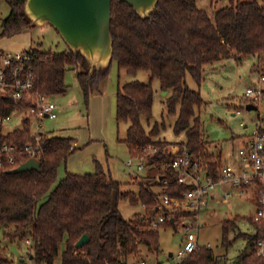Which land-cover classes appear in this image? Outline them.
Masks as SVG:
<instances>
[{
	"label": "trees",
	"instance_id": "16d2710c",
	"mask_svg": "<svg viewBox=\"0 0 264 264\" xmlns=\"http://www.w3.org/2000/svg\"><path fill=\"white\" fill-rule=\"evenodd\" d=\"M5 1L10 11L2 21L1 36L17 35L32 26L23 11L26 0ZM110 32L113 54L109 67L104 69L90 71L85 57L69 47L60 52L32 48L38 53L35 65L38 85L49 95L64 93L68 88L67 70L77 68V79L88 108L90 97L107 77L113 61L128 73L149 71L148 83L134 80L118 86L116 119L118 123H127L126 137L121 141L126 143L131 155L149 144L157 149L148 156L150 170L156 174L144 175L137 192L124 190L122 183L113 180L97 161L91 173L66 171L59 179V169L78 148L76 139L43 133L39 170L11 172L27 160L25 156L18 157L14 164L4 162L0 166V227L8 238H30L32 249L28 255H32L34 264H55L57 258L60 264H130L129 258L139 254L141 246L158 253V227L161 224L177 227L178 218L192 217L195 212L165 209L166 217L175 214L173 221L165 220L155 228L151 226L160 211L161 196L165 193L177 196L189 187L177 182L179 171L163 167L170 157L163 150L167 140L158 137L164 123H156L149 130L142 124L143 117L148 120L152 117V80L157 78L160 89L167 92L166 112L175 116L173 132L185 137L179 145H185L201 167L216 175L221 155L208 149L198 114L205 101L199 91L188 86L186 75L189 73L200 85L206 66L220 58L252 54L264 62V5L257 0H230L228 5L216 10L213 20L197 6L196 0H158L154 10L145 17L127 2L112 0ZM13 110L12 101L0 100V114L7 115ZM1 130L0 124V148L5 143L22 146L32 141L27 119H23L20 128ZM161 176L169 180L168 186ZM149 178H154V182ZM123 199L131 204L141 203L146 214L125 218L119 208ZM237 227V218L222 222L223 246L228 248L239 236L246 237L250 246L233 264H264V256L253 249L260 234L240 231L230 237ZM83 233L88 234L89 240L76 247ZM159 261L165 264L164 260ZM9 262L10 258L0 252V264ZM179 264L230 263L226 256L216 255L211 247L203 245Z\"/></svg>",
	"mask_w": 264,
	"mask_h": 264
},
{
	"label": "rangeland",
	"instance_id": "374dc122",
	"mask_svg": "<svg viewBox=\"0 0 264 264\" xmlns=\"http://www.w3.org/2000/svg\"><path fill=\"white\" fill-rule=\"evenodd\" d=\"M257 1L264 5V0ZM229 2L230 0H196L197 6L205 10L212 20L216 10L228 5ZM9 11V4L5 0H0V34L2 21L7 17ZM0 48L9 50L38 48L45 52H60L67 50L68 45L56 28L47 22L43 25L27 27L17 35H0ZM261 74H264L263 59H260L258 55L249 54L220 58V60L207 65L204 80L200 85L189 73L186 75L188 86L199 91L205 101L198 114L202 121L204 139L208 142V149L220 154L223 164L237 165L238 150L243 140L249 136L257 119L264 120V97L254 103L257 109H247L246 104L250 102V99L245 95L247 86H264V82L260 81ZM150 77V72L147 70L128 73L119 69L117 63L113 61L107 77L93 93V95L99 96L101 102L106 103L105 107L102 108L100 104L91 107L89 99V105L86 108L77 79V68L67 70L65 75L67 90L64 93L52 95L57 105L58 115L56 118L41 117L40 129L48 135L79 138L81 134L82 137L84 136L83 133L88 134V129L83 132V128L87 127L89 123L91 128L89 134L94 139L93 144L100 145L94 148L90 154L85 155L81 162H77L75 165H62L58 173L59 179L65 176L66 171L80 174L91 173L94 171L93 166L96 161L110 174L113 180L122 183L124 190L137 192L138 183L144 180V175L153 173L155 176L156 171L150 170L149 163L144 170H136L135 166L131 170L125 165L129 154L121 140L126 137L127 123H118L116 119L118 86L134 80L148 83ZM152 86L154 88L152 117L150 120L143 117L142 124L149 130L154 124L163 122L165 127L161 129L158 137L166 139L167 146L179 145V141L185 137L183 134L177 135L173 132L175 116L167 115L165 106L167 92L160 89V82L157 78L152 80ZM237 109L240 110V113L235 112ZM23 118V114L14 112L11 120L3 124L1 131L8 132L20 128ZM242 121L248 126L244 127L241 124ZM133 170L135 171L133 172ZM149 180L151 183L154 182V178H149ZM153 187L155 188L154 185ZM119 208L125 218H133L136 214H146L141 203L131 204L128 199L120 200ZM254 209V203L248 195L239 196L235 192L234 197L229 201H224L220 188H218L208 200L207 205L194 215L196 219L194 216L178 218L177 227L161 224L158 227L160 251L158 253L151 252L141 246L140 253L129 258L130 264H137L143 256L162 261L167 260L173 264L178 261L175 257L178 249L189 236L196 237L199 245L211 247L216 255L226 256L230 264L236 263L238 256L243 251L250 250L248 240L246 237L239 236L232 241L228 248L223 246L221 244L222 222L237 218L239 229L237 227L236 230L231 231L230 237L240 231L251 233L254 230V224L248 218L253 214ZM187 224L194 226L189 232L184 229ZM5 232L4 228L0 227V252L10 258L8 264H34L32 255H28L29 250L32 249L30 238L28 237L26 240L8 238L5 236ZM169 253H172L173 256H169ZM55 264H60L59 258Z\"/></svg>",
	"mask_w": 264,
	"mask_h": 264
},
{
	"label": "built area",
	"instance_id": "2783aa9c",
	"mask_svg": "<svg viewBox=\"0 0 264 264\" xmlns=\"http://www.w3.org/2000/svg\"><path fill=\"white\" fill-rule=\"evenodd\" d=\"M37 61L38 53L32 48L16 50L0 48V100H10L14 107L10 114H0V124L3 126L5 122L11 120L14 112H19L23 114V119L28 120L32 137V141L22 146L14 143L3 144L0 148V166L4 162L14 164L17 158L22 156L38 160L43 135L40 129V119L47 116L56 118L58 115L57 105L52 95L42 92L38 85L35 73ZM260 81L264 82V74L260 75ZM245 95L250 102L256 103L264 97V86H247ZM235 112L240 113V110L237 109ZM241 124L248 126L243 121ZM163 150L170 156L168 161L163 163V167L179 171L177 182L187 184L189 187L177 196H170L167 193L161 196L158 205L160 211L152 220L151 226L155 228L161 222L175 218V214L166 217L165 209L172 212L176 210L194 211L196 214L207 205L208 200L218 188H220L224 201H229L234 197L235 192L239 196L248 195L255 206L250 216L254 224L253 231L260 234L254 242L253 249L257 254L264 256V120L257 119L251 133L243 140L238 150L237 165L221 163L216 175L209 174L201 167L199 160L185 145H166ZM156 151L157 149L150 144L140 148L128 157L125 165L131 170L133 166L136 170H144L148 164V156ZM161 180L165 186L170 184L169 180L163 176ZM194 218L196 219V216ZM193 227L187 224L184 229L189 232ZM201 246L203 245L198 244L196 237H187L176 253L175 257L178 261L173 264H179ZM137 264H160V261L157 258L143 256ZM165 264L172 263L166 260Z\"/></svg>",
	"mask_w": 264,
	"mask_h": 264
},
{
	"label": "water",
	"instance_id": "95a60500",
	"mask_svg": "<svg viewBox=\"0 0 264 264\" xmlns=\"http://www.w3.org/2000/svg\"><path fill=\"white\" fill-rule=\"evenodd\" d=\"M119 1L127 2L136 13L145 17L154 10L158 0ZM111 3L112 0H26L23 11L32 26L47 22L53 25L68 47L85 57L92 71L94 68L99 70L109 67L112 60ZM246 108L257 109V106L249 102ZM30 169L39 170V161L28 158L10 171ZM170 220L173 221V218ZM88 240V234L83 233L75 246L80 247Z\"/></svg>",
	"mask_w": 264,
	"mask_h": 264
},
{
	"label": "crops",
	"instance_id": "0c3cea01",
	"mask_svg": "<svg viewBox=\"0 0 264 264\" xmlns=\"http://www.w3.org/2000/svg\"><path fill=\"white\" fill-rule=\"evenodd\" d=\"M98 104H100L102 106V108H104L106 103L105 102H101L99 96L92 95L91 98H90L91 107L92 106H96ZM91 110H92V108H91ZM244 127H246V126H244ZM87 129H88V134L87 135H85L83 133V135H84L83 137H82V134H81L79 138H75L76 139V143L75 144H76V146L78 148L73 153H71L69 155V157H68V159L66 161L67 165L68 164L75 165L77 162H81L85 155L90 154L94 150V148H96V147H98V145H100L98 143L93 144L94 139H92L90 137V134H89V130L91 129L89 123H88L87 127L83 128V132L85 130H87ZM122 143L126 147V149L128 151V154L130 156V152H129V149H128L126 143H124L123 141H122ZM95 161H96V159H95ZM95 166H96V163H94V166H93L94 170H95ZM171 254L172 253H169V255H171Z\"/></svg>",
	"mask_w": 264,
	"mask_h": 264
}]
</instances>
